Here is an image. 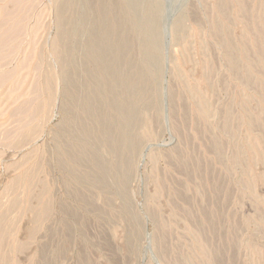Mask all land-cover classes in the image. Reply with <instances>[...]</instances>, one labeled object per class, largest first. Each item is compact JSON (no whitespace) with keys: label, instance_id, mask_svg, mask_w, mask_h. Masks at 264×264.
Returning <instances> with one entry per match:
<instances>
[{"label":"rangeland","instance_id":"rangeland-1","mask_svg":"<svg viewBox=\"0 0 264 264\" xmlns=\"http://www.w3.org/2000/svg\"><path fill=\"white\" fill-rule=\"evenodd\" d=\"M0 264H264V0H0Z\"/></svg>","mask_w":264,"mask_h":264},{"label":"bare ground","instance_id":"bare-ground-1","mask_svg":"<svg viewBox=\"0 0 264 264\" xmlns=\"http://www.w3.org/2000/svg\"><path fill=\"white\" fill-rule=\"evenodd\" d=\"M101 3V2H100ZM92 4V3H91ZM124 11V10H123ZM63 13V12H62ZM96 15V14H95ZM61 16V15H60ZM116 18V17H115ZM117 19V18H116ZM96 23V22H95ZM98 28V27H97ZM118 31V30H117ZM118 34V33H117ZM119 37V36H118ZM127 37V36H126ZM111 43V42H110ZM124 47V46H123ZM129 48V47H128ZM112 49V48H111ZM125 51V50H124ZM127 53V52H126ZM125 57V56H124ZM124 60V59H123ZM123 63V62H122ZM101 64V62H100ZM124 64V63H123ZM82 105V104H81ZM105 175V174H104ZM102 179V178H101ZM47 205V204H46ZM45 206V205H44ZM47 207V206H46Z\"/></svg>","mask_w":264,"mask_h":264}]
</instances>
